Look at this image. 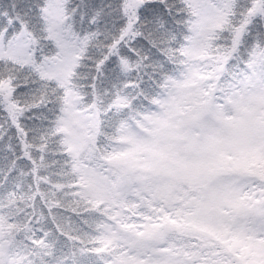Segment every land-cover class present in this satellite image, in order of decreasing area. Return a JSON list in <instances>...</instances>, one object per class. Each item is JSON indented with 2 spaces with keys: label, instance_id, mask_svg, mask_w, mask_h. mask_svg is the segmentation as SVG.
Listing matches in <instances>:
<instances>
[{
  "label": "snow or ice",
  "instance_id": "6c2138e0",
  "mask_svg": "<svg viewBox=\"0 0 264 264\" xmlns=\"http://www.w3.org/2000/svg\"><path fill=\"white\" fill-rule=\"evenodd\" d=\"M0 264H264V0H0Z\"/></svg>",
  "mask_w": 264,
  "mask_h": 264
}]
</instances>
